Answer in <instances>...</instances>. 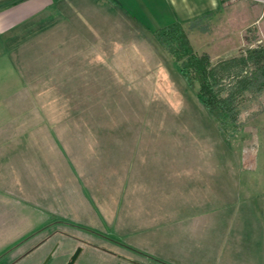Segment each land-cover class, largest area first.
I'll return each instance as SVG.
<instances>
[{"label":"rangeland","instance_id":"obj_1","mask_svg":"<svg viewBox=\"0 0 264 264\" xmlns=\"http://www.w3.org/2000/svg\"><path fill=\"white\" fill-rule=\"evenodd\" d=\"M226 1L230 5L223 20L202 37L213 45L208 50L212 59L264 47V1ZM64 3L50 14L42 13L37 25L26 28L0 62V185L8 195L0 194V264H40L56 244L48 264H66L78 243L62 231L90 236L65 225L76 220L66 216V206L96 212L100 196L109 195L103 201L118 211H136L135 198L127 194L130 178L125 179L126 186L118 185V176L125 175V165L118 161L139 142L142 145L130 158L183 160L177 165L147 166L152 172L149 169L146 183L159 181L164 168L174 175L177 168L185 175L174 177L177 185L193 180L200 187L199 193L195 191L199 196L183 199L185 220L201 215L194 222L210 227L205 218L215 216L210 207L227 204L255 206L264 214V91L247 103L240 123L221 126L199 103L196 91L156 37L147 33L144 42L135 43L120 30L116 7L106 0L99 5L89 0L88 9ZM209 24L213 22L202 21L200 26ZM195 33L190 32L191 38L200 52ZM49 192L53 200L54 195H67L59 202L63 210L55 212L59 215L55 217L63 218L56 227L62 231L37 248L53 229L49 216L41 214V223L36 224L32 210L15 200L23 199L22 194L26 203V199L43 201ZM81 192L90 200L79 199ZM212 192L218 195L209 197ZM180 199L170 196L167 203ZM244 211L235 213L241 216L239 221L244 220ZM26 252L30 253L21 258ZM120 253L130 254L127 249ZM136 258L142 264L143 258ZM117 262V256L86 247L74 264Z\"/></svg>","mask_w":264,"mask_h":264},{"label":"crops","instance_id":"obj_2","mask_svg":"<svg viewBox=\"0 0 264 264\" xmlns=\"http://www.w3.org/2000/svg\"><path fill=\"white\" fill-rule=\"evenodd\" d=\"M63 1L69 5L82 7L85 5L87 9L90 6V4L88 5L89 0H77V2L68 0H0V62L8 53L10 45L24 36L26 28L31 25L34 28L42 13L50 14V10L55 9L56 5ZM92 1L98 5L105 2V0ZM106 3L116 7L115 15L121 23L120 30L127 34V37L135 38L136 41L133 40L135 43L141 44L147 35L155 37L154 33L157 29L179 22L188 31L193 46L190 32H198L194 36L202 48L200 52L207 53L213 45L202 37L210 34L216 23L223 20L221 15L230 5L226 0H106ZM107 17L111 18L112 16ZM220 18L221 20H219ZM196 21L199 22L196 24L197 26L193 27L191 24ZM202 21L213 22L214 25L209 24L208 27H201ZM133 41L130 42L133 43ZM194 48L196 49L195 46ZM220 56L223 55L215 57ZM138 144V146H134V151L130 152L127 158L121 162L118 161L121 166L125 165V175L118 176L120 182L118 185L119 187L126 186L123 183L126 178H130L129 193L127 194L129 197L135 198L132 199V207L135 206L136 211L132 209H129L128 212L118 211L113 204L103 201L108 195L100 196L102 204L100 210L96 212L87 211L82 207L70 209L63 204L68 212L66 215L68 218L74 215L72 216L76 219L74 222L108 232L117 240L119 253L121 249H127L130 258L135 262L137 255L142 257L143 259L140 261L142 264H264L263 212L257 211L259 209L255 206L235 208L233 205L227 204L212 209L210 207L211 213H215L214 217L205 215L206 219L208 217L210 227L201 225L200 222H194V220L202 219L201 215L190 216L189 220H185L183 199L186 196H199L197 193H199L200 187L196 186L193 180H188L190 183L185 181L177 185V180L173 181L174 177L185 178V175L179 173L177 168H175V175L164 168L159 181L146 183L150 178V174H148L150 168L147 166L153 168L157 165L168 166L174 165V163L177 165L183 160L163 156L130 158L136 154L135 150H139L142 145L140 142ZM0 146L2 145L0 144ZM114 171L117 172L116 167H114ZM168 182H172L173 186L168 187ZM4 188L6 187L0 185V194L8 196L7 189ZM64 188L67 189V187ZM65 194L64 192L54 195L53 200V194L49 192L42 196L43 201L26 199L27 203L24 201V195L19 194L23 199L15 201H17V205L32 210L30 214H32V221H35L36 224L41 223V214H48V224L55 226L56 223L63 221L61 214V218L55 217H59L55 212L63 210L61 204L64 202L62 198L67 197ZM177 195L182 198L181 201L169 205L167 200L170 196ZM217 195L212 192V195L209 193L208 196ZM153 196L159 197L157 201L154 200L156 198L153 199ZM88 198L86 193L81 192L79 199H84L87 202L90 200ZM59 202H61L60 205ZM25 204L28 205L25 206ZM199 210L198 207L197 211ZM240 210H245L243 213L246 215L242 217L244 220L239 221L238 217L241 216H236L235 213ZM200 227L209 228L210 232ZM105 242L107 241L105 240ZM135 262L133 264H137Z\"/></svg>","mask_w":264,"mask_h":264},{"label":"trees","instance_id":"obj_3","mask_svg":"<svg viewBox=\"0 0 264 264\" xmlns=\"http://www.w3.org/2000/svg\"><path fill=\"white\" fill-rule=\"evenodd\" d=\"M199 21L193 22V27ZM155 37L179 66L182 77L196 91L199 103L219 125H237L242 110L264 91V47L212 59L198 52L188 31L174 22L155 31Z\"/></svg>","mask_w":264,"mask_h":264},{"label":"flooded vegetation","instance_id":"obj_4","mask_svg":"<svg viewBox=\"0 0 264 264\" xmlns=\"http://www.w3.org/2000/svg\"><path fill=\"white\" fill-rule=\"evenodd\" d=\"M58 223H56L57 225H55V226L54 225H48L50 228H53V229L55 228V229L54 230L52 229V231H50L48 233V235L45 238L42 239V242L36 246L37 248H39L40 246H42L45 243V240L47 238H50L54 233L57 234L58 231H62L59 228L56 229V227L58 225H60ZM64 223H66L65 225H67V226L68 225H71L74 228L80 230L81 232H83V233H85L87 235H90L89 237L84 236L82 238V237H77L76 235H72V234H70L68 232L62 231L63 232V235L65 237H67V238H69L71 240H74V241H76L78 243V245L76 246L77 247L76 250L81 249L80 255L82 254V252H84V250L86 249V247H91L94 250L97 248V250H103V251H105L107 253L112 254L113 256H117V258H118L117 264H122V263L119 262L120 260H122L123 262H126L128 264H133L135 262V260H132L130 258V256H125L123 254H120L114 248L107 247L106 244L104 243V241L106 240L107 242L111 243L112 245L118 246V244H117L118 242H117V240L115 238H113V237H105V235L102 232H100V230L95 229V228H91V227H88V226H85V225H80V224H77V223H74V222H64ZM48 226H46V227H48ZM58 246L59 245L56 244V246L51 251H49V253L47 254V256L42 260V262L40 264H42L50 254H52V256L50 258V260H51L52 257H53V255H54V253L56 252ZM36 247L33 249V251L37 249ZM76 250H74V251L72 250L73 252H72L71 256L76 252ZM29 253L30 252L24 253L23 255H21V258L27 256ZM71 256H70V258H71ZM50 260H49V262H50Z\"/></svg>","mask_w":264,"mask_h":264},{"label":"water","instance_id":"obj_5","mask_svg":"<svg viewBox=\"0 0 264 264\" xmlns=\"http://www.w3.org/2000/svg\"><path fill=\"white\" fill-rule=\"evenodd\" d=\"M81 253V249L76 250V252L71 256L70 260L67 262V264H74L77 262L79 256ZM52 254H50L46 260L42 264H47L51 258Z\"/></svg>","mask_w":264,"mask_h":264},{"label":"built area","instance_id":"obj_6","mask_svg":"<svg viewBox=\"0 0 264 264\" xmlns=\"http://www.w3.org/2000/svg\"><path fill=\"white\" fill-rule=\"evenodd\" d=\"M264 1V0H263Z\"/></svg>","mask_w":264,"mask_h":264}]
</instances>
